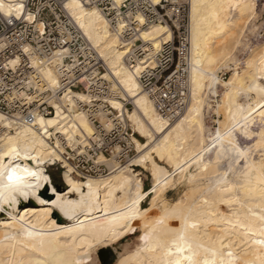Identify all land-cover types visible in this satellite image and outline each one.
<instances>
[{"label": "bare ground", "instance_id": "obj_1", "mask_svg": "<svg viewBox=\"0 0 264 264\" xmlns=\"http://www.w3.org/2000/svg\"><path fill=\"white\" fill-rule=\"evenodd\" d=\"M21 1L0 0V10L18 16ZM256 1L190 0V96L185 112L170 121L126 66L106 18L95 7L66 0L65 9L104 61V78L113 82L118 98L109 104L144 141L133 137L135 157L108 165L107 176L80 179L67 167L57 188L47 166L59 161L62 148L57 137L55 147L47 140L92 136L90 121L76 108L90 97L67 92L54 116L5 131L0 264H264V36L246 38ZM140 37L158 48L170 34L154 24ZM221 69L227 80L218 75ZM43 78L50 88L58 83L51 67ZM207 105L216 118L212 140L206 137ZM0 127L11 128L1 113ZM99 162L107 161L100 156ZM137 167L150 175L147 190ZM181 188L176 199L167 198ZM135 230L133 244L117 249Z\"/></svg>", "mask_w": 264, "mask_h": 264}, {"label": "built area", "instance_id": "obj_2", "mask_svg": "<svg viewBox=\"0 0 264 264\" xmlns=\"http://www.w3.org/2000/svg\"><path fill=\"white\" fill-rule=\"evenodd\" d=\"M79 1L106 18L126 66L156 112L170 121L179 118L190 96V0ZM21 3L24 7L18 16L0 10V113L11 122V128L0 127V136L25 125L29 118L54 116L65 93H85L90 102L78 103L76 108L90 121L93 135L71 143L59 134L50 137L49 146L55 147L57 137L62 152L59 161L47 168L65 171L68 167L80 179L107 176L108 165H125L134 157L135 133L108 102L118 96L112 91L113 82L103 76L104 61L65 9L66 0ZM154 24L165 25L170 34L158 48L140 37L142 30ZM57 51L60 61L52 65ZM46 67L57 75L54 88L44 81ZM100 156L107 162L100 163Z\"/></svg>", "mask_w": 264, "mask_h": 264}, {"label": "rangeland", "instance_id": "obj_3", "mask_svg": "<svg viewBox=\"0 0 264 264\" xmlns=\"http://www.w3.org/2000/svg\"><path fill=\"white\" fill-rule=\"evenodd\" d=\"M256 6H257V14L256 17L252 20V22L249 25V29L246 33L247 35V40H251L254 36V33H259L262 36H264V0H257L256 1ZM223 72V73H222ZM218 75L223 79V80H227L229 77V74L224 70L221 69L218 71ZM126 108L128 110H131L133 108V105L130 101H128L126 103ZM210 107L207 105L205 107V110L203 111V116L204 118H209L207 119V122L210 124L211 129L207 130L206 132V137L209 140L213 139V128H216L217 125L214 122V120L216 119L214 117V115L212 114V109H209ZM136 139H138L139 141H144L142 138L138 137V135L135 133V137ZM134 155H136V152L134 153ZM135 157V156H134ZM135 170L139 171L141 173V175L139 176L142 179V183H143V189L147 190L150 188V175L148 172L144 171L141 168H134ZM48 174L51 177L52 182H55L57 186H62V181H61V174L63 173V170H58L55 167H48L47 168ZM54 184V183H53ZM182 188L181 190H175V191H169L167 193V198H169V200H174L176 199L180 194H181ZM147 202L143 203L142 206L145 207L147 206ZM138 234V231L135 230L131 235L125 237L120 244L117 245V249H120L121 246L124 245H131L133 244V242L136 240V236ZM98 252V251H97ZM98 256V255H97ZM103 258H105V256H103Z\"/></svg>", "mask_w": 264, "mask_h": 264}, {"label": "snow or ice", "instance_id": "obj_4", "mask_svg": "<svg viewBox=\"0 0 264 264\" xmlns=\"http://www.w3.org/2000/svg\"><path fill=\"white\" fill-rule=\"evenodd\" d=\"M19 7L22 9L24 7V5H20ZM2 8H3V5H0V9H2ZM13 173H15V169L11 170V173L8 176L9 180L13 179ZM29 174L34 175V173H31V172ZM16 179H19V177L17 176Z\"/></svg>", "mask_w": 264, "mask_h": 264}, {"label": "water", "instance_id": "obj_5", "mask_svg": "<svg viewBox=\"0 0 264 264\" xmlns=\"http://www.w3.org/2000/svg\"><path fill=\"white\" fill-rule=\"evenodd\" d=\"M56 187H57V188H62L61 186H57V185H56ZM99 253H100V252L98 251V254H99ZM111 262H112V259H111V260H108V261H106V262H105V263H103V264H109V263H111Z\"/></svg>", "mask_w": 264, "mask_h": 264}, {"label": "trees", "instance_id": "obj_6", "mask_svg": "<svg viewBox=\"0 0 264 264\" xmlns=\"http://www.w3.org/2000/svg\"><path fill=\"white\" fill-rule=\"evenodd\" d=\"M54 183V185L56 184L55 182H53Z\"/></svg>", "mask_w": 264, "mask_h": 264}]
</instances>
